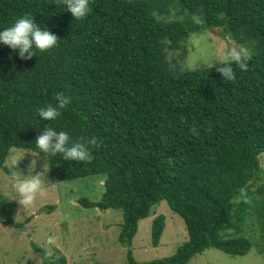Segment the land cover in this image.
Returning a JSON list of instances; mask_svg holds the SVG:
<instances>
[{
	"label": "trees",
	"instance_id": "obj_1",
	"mask_svg": "<svg viewBox=\"0 0 264 264\" xmlns=\"http://www.w3.org/2000/svg\"><path fill=\"white\" fill-rule=\"evenodd\" d=\"M89 2V15L75 20L61 0H0V27L30 13L58 40L30 59L0 44V169L12 148L34 151L48 124L73 139L95 136L88 162L50 157V179H104L99 201L78 203L122 211L128 264H189L208 248L244 256L252 246L244 232L256 228L264 243V182L250 190L263 178L264 0ZM208 29L251 50L246 70L233 64L234 81L215 70L229 61L172 69L166 48L185 52L190 35ZM57 93L68 105L55 121L40 120L37 109L54 104ZM162 201L183 219L188 241L170 257L138 262L129 249L139 222ZM11 207L0 194V215L20 228ZM165 226L157 215L154 245Z\"/></svg>",
	"mask_w": 264,
	"mask_h": 264
},
{
	"label": "rangeland",
	"instance_id": "obj_2",
	"mask_svg": "<svg viewBox=\"0 0 264 264\" xmlns=\"http://www.w3.org/2000/svg\"><path fill=\"white\" fill-rule=\"evenodd\" d=\"M171 16L177 18L175 12ZM238 46L248 45L220 33L218 29H208L191 34L185 43V52L165 48L172 69L187 71L228 61L226 53ZM28 151L12 148L4 168L0 169V194L11 203L15 222L22 225L20 228L10 226L0 215V264H45L50 259L58 260L61 257L68 264H128V249L119 242L122 211L89 209L78 203L81 198L99 201L104 193V179L92 176L52 183L48 158L41 155L33 157ZM14 157L20 158L16 165ZM33 159L36 160L33 174L41 172L44 175V188L32 204L22 206L15 199L12 173L15 167L17 172L27 174L29 162ZM260 165L263 178L251 191L264 182V153L260 155ZM159 214L165 217L166 226L160 242L154 245L151 226ZM244 236L252 245L246 255L231 256L208 248L192 258L189 264H264V243L260 230L256 228L244 232ZM187 241L183 219L162 201L152 208L147 218L139 222L138 232L129 250L136 261L150 262L172 256ZM45 252L51 255L46 257Z\"/></svg>",
	"mask_w": 264,
	"mask_h": 264
},
{
	"label": "clouds",
	"instance_id": "obj_3",
	"mask_svg": "<svg viewBox=\"0 0 264 264\" xmlns=\"http://www.w3.org/2000/svg\"><path fill=\"white\" fill-rule=\"evenodd\" d=\"M61 5L71 14L75 20H84L91 12L89 0H61ZM57 37L47 27H40L30 13H24L16 17L7 27H0V44L14 50L21 59H30L34 52H47L57 47ZM227 63H224L215 70L221 74L223 81H234L236 76L233 71V64L240 70H246L251 56V50L245 46L230 48L226 53ZM69 101L62 93H57L55 103L45 104L37 109V117L42 121H55L60 117ZM191 132L194 136L199 135V126L193 127ZM99 140L95 136L79 137L73 139L68 132L57 130L52 126L43 128L35 138V150L28 151L33 157L41 153L48 158L59 155L63 160L75 162H88L91 160L90 148L99 146ZM14 159V164L20 159ZM36 160L29 162L27 174L13 170V190L16 200L22 206L33 203L38 193L44 188V175L41 172L33 171ZM44 165V170L45 166ZM17 173L19 178H17ZM44 255L50 256V252Z\"/></svg>",
	"mask_w": 264,
	"mask_h": 264
}]
</instances>
